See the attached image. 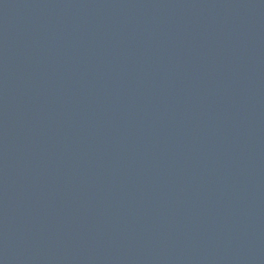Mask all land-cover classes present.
I'll return each mask as SVG.
<instances>
[{"label": "water", "instance_id": "95a60500", "mask_svg": "<svg viewBox=\"0 0 264 264\" xmlns=\"http://www.w3.org/2000/svg\"><path fill=\"white\" fill-rule=\"evenodd\" d=\"M0 264H264V0H0Z\"/></svg>", "mask_w": 264, "mask_h": 264}]
</instances>
